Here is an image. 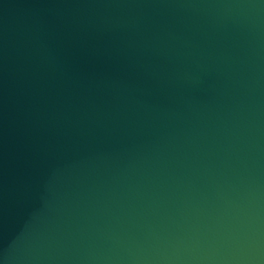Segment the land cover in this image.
<instances>
[{
	"label": "water",
	"instance_id": "water-1",
	"mask_svg": "<svg viewBox=\"0 0 264 264\" xmlns=\"http://www.w3.org/2000/svg\"><path fill=\"white\" fill-rule=\"evenodd\" d=\"M0 264H264V0H0Z\"/></svg>",
	"mask_w": 264,
	"mask_h": 264
}]
</instances>
